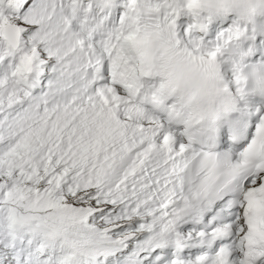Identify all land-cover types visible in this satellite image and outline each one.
Instances as JSON below:
<instances>
[{"label": "snow or ice", "instance_id": "1", "mask_svg": "<svg viewBox=\"0 0 264 264\" xmlns=\"http://www.w3.org/2000/svg\"><path fill=\"white\" fill-rule=\"evenodd\" d=\"M0 264H264V0H0Z\"/></svg>", "mask_w": 264, "mask_h": 264}]
</instances>
